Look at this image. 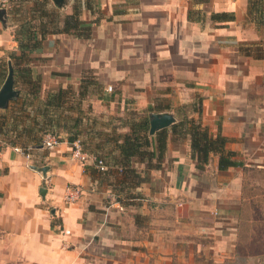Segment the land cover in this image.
I'll return each instance as SVG.
<instances>
[{
	"label": "crops",
	"instance_id": "1",
	"mask_svg": "<svg viewBox=\"0 0 264 264\" xmlns=\"http://www.w3.org/2000/svg\"><path fill=\"white\" fill-rule=\"evenodd\" d=\"M75 1L65 0L61 14ZM92 2L79 16L92 24L88 39L50 35L30 55L40 98L93 83L80 105L82 128L117 136L130 121L168 113L174 123L156 132L165 150L148 162L158 167L132 159L142 182L121 185L91 162L73 161L63 132L55 147L33 148L29 160L4 142L0 264H264V235L251 239L264 222L257 215L264 212V37L248 19L247 0ZM14 6L0 21V63L17 52L23 18L9 14ZM217 13L234 19H212ZM14 87L19 96L15 78ZM185 116L226 138L239 165L219 170L211 154L197 169L189 135L171 131ZM67 186L81 191L73 204L64 201Z\"/></svg>",
	"mask_w": 264,
	"mask_h": 264
},
{
	"label": "trees",
	"instance_id": "2",
	"mask_svg": "<svg viewBox=\"0 0 264 264\" xmlns=\"http://www.w3.org/2000/svg\"><path fill=\"white\" fill-rule=\"evenodd\" d=\"M92 1L76 0L71 13L67 15H62L61 10L56 6L51 8L50 0H20L12 4L15 6L9 14L13 12L23 18L15 34L17 52L8 55L20 94L0 116V134L7 145L37 148L40 147L46 134L55 135L59 139L60 133L63 132L67 135L69 143L79 140L83 151L105 163L107 170L99 172L100 174L113 175L117 184L124 185L126 179L130 178L134 180L131 182L132 185L139 184L142 180L130 169V162L134 158L140 162L148 163L153 159L158 162L165 150L163 132L156 133L155 138L151 137L147 117L128 122L129 132L124 136H117L115 132L103 133L84 129L82 125L85 118L80 105L88 94V86L93 83L83 81L76 94L71 89H59L48 93L45 99H41L40 80L29 68L30 55L41 48L47 36L67 34L83 39L90 37L92 24L81 22L79 16L83 8L93 10L95 4L92 5ZM29 2L28 8L22 7ZM247 2L248 19L264 37V0H247ZM211 18L217 21H231L234 15L217 13L212 14ZM5 72H8L7 62H1L0 87L7 76ZM195 108L196 103L193 110L200 111ZM28 112V115L23 116V113ZM18 122H23L24 125L19 127ZM171 131L179 136L189 135L191 157L196 161L197 169L202 170L207 165L211 154L218 156L219 170L239 165L234 161L235 154L225 149L226 138L220 134L215 137L210 136L208 130L198 121L185 116L172 126ZM107 147H111V152ZM115 153H118L117 157ZM113 157L117 159H112ZM110 159L114 160L117 166L114 172H109ZM155 165L158 167L157 164ZM155 165L148 163L150 168ZM130 187L126 186V188ZM120 192L122 193L121 190ZM116 196V201L121 203L118 193ZM126 198L131 197L128 195Z\"/></svg>",
	"mask_w": 264,
	"mask_h": 264
},
{
	"label": "built area",
	"instance_id": "3",
	"mask_svg": "<svg viewBox=\"0 0 264 264\" xmlns=\"http://www.w3.org/2000/svg\"><path fill=\"white\" fill-rule=\"evenodd\" d=\"M16 1L20 0H0V10L8 11V9L12 6V4ZM112 88L110 86L107 87L106 91L111 92ZM59 143L58 137L52 134H46L41 142L40 147L51 149L55 147ZM2 145H4L2 136L0 134V163L3 159V149ZM33 148L27 147L22 148L20 146H13L12 150L15 153L21 154L25 159H30V152ZM71 159L80 164H85L91 162L92 165L99 171L104 172L107 170V166L101 159H97L94 155L89 154L88 152L83 151L80 141L75 140L71 143ZM81 196V191L77 187L67 186L65 188L64 193V201L69 204H73L79 200Z\"/></svg>",
	"mask_w": 264,
	"mask_h": 264
},
{
	"label": "water",
	"instance_id": "4",
	"mask_svg": "<svg viewBox=\"0 0 264 264\" xmlns=\"http://www.w3.org/2000/svg\"><path fill=\"white\" fill-rule=\"evenodd\" d=\"M58 8H64L65 0H52ZM6 11L0 10V21L4 22ZM7 76L0 87V110H5L11 100L18 96V91L14 87V76L11 63L7 62ZM174 118L168 113L152 114L149 116V135L163 130L174 123Z\"/></svg>",
	"mask_w": 264,
	"mask_h": 264
},
{
	"label": "rangeland",
	"instance_id": "5",
	"mask_svg": "<svg viewBox=\"0 0 264 264\" xmlns=\"http://www.w3.org/2000/svg\"><path fill=\"white\" fill-rule=\"evenodd\" d=\"M4 71V70H3ZM6 74H7V72H5V76H6ZM263 183H264V181H263ZM252 193V192H251ZM255 193L259 196V194L261 193L260 192V190H256L255 191ZM262 197H264V196H259L258 198H259V201H261V199H263V204H264V198H262ZM262 214V216L264 217V212H262V213H258L257 215H261ZM261 234H263L264 235V222H258V227L257 228H255L254 229V236H255V238L254 237H252L251 239L252 240H256V237L257 236H259V235H261ZM246 238L248 239V236H246ZM262 238L264 239V236H262ZM202 264H206L205 262H203Z\"/></svg>",
	"mask_w": 264,
	"mask_h": 264
}]
</instances>
